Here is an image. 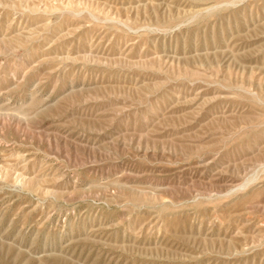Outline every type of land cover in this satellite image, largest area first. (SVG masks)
<instances>
[{"label": "rangeland", "instance_id": "374dc122", "mask_svg": "<svg viewBox=\"0 0 264 264\" xmlns=\"http://www.w3.org/2000/svg\"><path fill=\"white\" fill-rule=\"evenodd\" d=\"M0 264H264V0H0Z\"/></svg>", "mask_w": 264, "mask_h": 264}]
</instances>
